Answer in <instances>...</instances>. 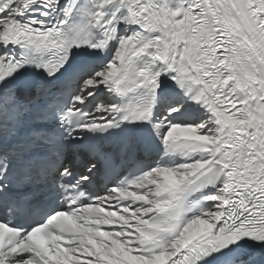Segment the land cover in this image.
<instances>
[{"label":"snow or ice","instance_id":"obj_1","mask_svg":"<svg viewBox=\"0 0 264 264\" xmlns=\"http://www.w3.org/2000/svg\"><path fill=\"white\" fill-rule=\"evenodd\" d=\"M0 264H264V0H0Z\"/></svg>","mask_w":264,"mask_h":264}]
</instances>
